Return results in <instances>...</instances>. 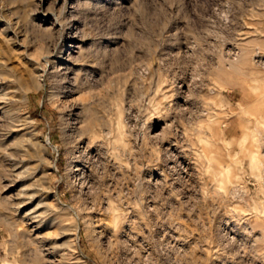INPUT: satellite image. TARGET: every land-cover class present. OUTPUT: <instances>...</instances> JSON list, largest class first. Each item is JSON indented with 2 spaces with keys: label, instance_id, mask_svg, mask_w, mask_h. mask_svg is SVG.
I'll return each mask as SVG.
<instances>
[{
  "label": "rangeland",
  "instance_id": "1",
  "mask_svg": "<svg viewBox=\"0 0 264 264\" xmlns=\"http://www.w3.org/2000/svg\"><path fill=\"white\" fill-rule=\"evenodd\" d=\"M0 264H264V0H0Z\"/></svg>",
  "mask_w": 264,
  "mask_h": 264
},
{
  "label": "bare ground",
  "instance_id": "2",
  "mask_svg": "<svg viewBox=\"0 0 264 264\" xmlns=\"http://www.w3.org/2000/svg\"><path fill=\"white\" fill-rule=\"evenodd\" d=\"M62 45H64V44H62ZM20 123V122H19ZM30 126V125H29ZM18 127H20V126H18ZM20 130V129H19ZM28 138V137H27ZM29 139V138H28ZM30 140V139H29ZM28 140V141H29ZM29 144V146L31 147V148H33L34 149V147H37V142L35 143V142H31V141H29L28 142ZM39 144V143H38ZM41 147H42V145H41ZM43 149V148H42ZM45 150V149H44ZM39 151V150H38ZM43 154H45V153H43ZM34 155H35V153H34ZM31 157H33V156H31ZM22 160V159H21ZM22 163V162H21ZM21 163H18V164H15L14 165V168H13V171L12 172H15V176H16V180H19V179H21V178H25V177H27L24 173H26V172H28L27 171V169L28 168H30V167H28V166H24L23 164H21ZM29 170V169H28ZM74 170V169H73ZM29 175V174H28ZM30 196V195H29ZM31 196H32V194H31ZM21 204V203H20Z\"/></svg>",
  "mask_w": 264,
  "mask_h": 264
}]
</instances>
